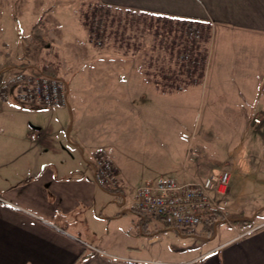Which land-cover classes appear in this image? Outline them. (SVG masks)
I'll return each mask as SVG.
<instances>
[{
    "label": "crops",
    "instance_id": "crops-1",
    "mask_svg": "<svg viewBox=\"0 0 264 264\" xmlns=\"http://www.w3.org/2000/svg\"><path fill=\"white\" fill-rule=\"evenodd\" d=\"M97 1L117 10L211 25L203 93L219 96L216 93L232 84L243 100L242 109L260 108L261 104L264 108L261 64L251 70V63L224 53L233 34L262 40L264 0ZM7 2L0 0V8ZM47 2L37 4L39 9L35 6L34 11L25 6L17 16L12 9L9 13L0 9V73H12L15 56L33 45L32 28L40 19L46 22L48 40ZM6 15L12 20L10 29ZM51 15L62 18L54 11ZM251 77L256 83L253 96L242 85ZM92 79L85 80V97L91 99L98 93L104 108L120 114L134 115L146 92L170 95L135 74ZM94 83H100L97 92ZM75 102L76 93L71 90L69 105L60 107L24 105L14 93L8 99L0 94V264H264V221L260 218L248 227L225 222L229 229L218 240L211 238L205 249L164 244L163 238L176 233L174 229L157 236L140 234L138 219L128 218L137 188L129 184L131 172L137 171L129 165L133 159L114 138L109 139L113 120L110 123L106 117L101 122L91 102H81L73 109ZM100 148L106 149L119 168L120 193H111L95 181L93 162ZM139 176L147 177L144 172ZM230 193V186L225 195L214 193L220 209L229 204ZM84 252L90 255L79 261Z\"/></svg>",
    "mask_w": 264,
    "mask_h": 264
},
{
    "label": "rangeland",
    "instance_id": "rangeland-1",
    "mask_svg": "<svg viewBox=\"0 0 264 264\" xmlns=\"http://www.w3.org/2000/svg\"><path fill=\"white\" fill-rule=\"evenodd\" d=\"M41 1L8 0L7 4H1V11L11 12L12 9L14 16L22 12L25 6L34 11L35 6L39 9V4L44 5L46 1L50 8L45 14L50 28L48 46L37 51L34 45H28L27 49L21 50L15 56L13 62L16 67L11 70L14 72L23 64L37 68L55 65L59 75L69 82L71 93H76L73 109L81 102H91V106L96 110L94 113L101 122L106 117L110 123L113 120L114 125L108 129L107 135L109 139L114 138L133 159L129 165L137 168V171L131 172L129 184L132 187L138 188L159 176H171L186 183L225 170L230 172L232 177L229 183V204L226 203L223 207L225 221L219 223L214 236L204 231L203 225H200L194 229L193 235L171 232L163 238L164 244L174 248L191 249L199 246L205 249L209 241L218 240L223 232L229 229L224 225L225 222H230L231 218L245 215L256 216V219L264 221L262 104L260 108L257 106L254 109L252 105V109H242L243 100L234 92L232 84H227L224 91L216 93L219 96L204 94V77L199 80L200 84L188 86L187 89H175L170 95L146 92L145 97L139 99L141 105L138 111L134 110V115L120 114L119 110L116 112L114 108H104L98 93L91 99H87L83 94L86 91L85 86L88 85L85 80L89 78L99 80L105 75L135 74L144 81L151 80L152 82L148 83L155 86V80L162 81L165 76L178 75L176 58L181 43L185 40L188 24L183 26V21L173 20V31L169 33L168 21L171 19L154 15L156 21L154 27H151V17L148 18L149 21L136 19L133 15L136 12L111 8V14L105 17L107 20L103 43L98 45L91 35L94 10L101 6L97 0ZM8 6L11 8L8 9ZM53 11L62 18H53ZM86 15H89L88 24L84 22ZM6 17L10 29L12 20L10 16ZM198 25L203 30L201 46L209 57L207 44L212 37L213 27L203 23ZM157 30L159 33H156ZM2 38L3 33L0 31V39ZM221 41L223 43V40ZM174 42L176 47L172 54ZM229 43L230 46L224 52L229 58L251 63V70L254 65L261 64L263 75L264 36L262 40H257L237 33L231 36ZM217 58L220 57L216 56ZM207 64L208 62L205 63V69ZM242 69L246 70L245 65ZM172 70H176V73ZM178 76L182 79L188 78L183 74ZM254 80L251 77L248 83L242 84L250 90L251 96L256 84ZM92 85L96 86L94 90L97 92L100 83ZM262 86L264 95V84ZM251 102H255L253 98ZM105 110L109 113H105ZM243 110L248 112L242 114ZM107 114L113 116H106ZM114 164L119 172L117 164ZM142 172L147 177L139 179ZM120 178L119 174V190ZM129 215L128 218H131V215L138 218L134 212ZM155 224L158 227H166L164 220L153 218L150 229H153Z\"/></svg>",
    "mask_w": 264,
    "mask_h": 264
},
{
    "label": "built area",
    "instance_id": "built-area-1",
    "mask_svg": "<svg viewBox=\"0 0 264 264\" xmlns=\"http://www.w3.org/2000/svg\"><path fill=\"white\" fill-rule=\"evenodd\" d=\"M98 3L101 6L94 10L91 35L94 42L102 45L107 20L105 17L111 14L113 7ZM197 23L188 21L185 40L183 39L176 58L178 64H185L186 71L183 75L188 78L192 77L194 68L205 67L209 59L201 46L203 30ZM194 80L197 81V77ZM12 93L18 102L29 106L60 107L70 103V86L67 80L30 69L19 68L3 75L0 94L8 99ZM93 164L95 181L100 187H119L118 169L106 149L100 148L96 151ZM230 179L231 174L227 170L186 183L171 176H159L136 189L134 207L151 216L162 217L174 230L192 232L202 225L207 210H222L215 201L214 193L225 195Z\"/></svg>",
    "mask_w": 264,
    "mask_h": 264
},
{
    "label": "trees",
    "instance_id": "trees-1",
    "mask_svg": "<svg viewBox=\"0 0 264 264\" xmlns=\"http://www.w3.org/2000/svg\"><path fill=\"white\" fill-rule=\"evenodd\" d=\"M131 12V11H128ZM133 13V12H132ZM133 15L136 16V19H143V20H148L149 21V17H151L150 23H151V27H154V21H156L154 14H148L145 12H136ZM88 17L89 15L85 16V24H88ZM133 20L135 19V17L132 18ZM159 20L161 18H158ZM188 21H183L182 24L183 26L185 24H187ZM168 26H169V33L173 31V20L171 19L170 21H168ZM158 29V27H157ZM156 33H159V30L156 31ZM30 42L35 45L36 49L41 50L43 48H45L48 44V40H47V30H46V22L44 19H40L32 28V36L30 38ZM1 46V43H0ZM176 47V42L173 43L172 45V54L174 53V48ZM2 54H4V56H7V53L2 52ZM178 75L183 74L186 70H185V64H178ZM19 68L21 69H30L33 70L34 72H38L47 76H52V77H61L59 75L58 72V68L55 65H51V66H45L42 68H37L36 66H31L29 64H23L20 65ZM172 72L175 74L176 70H172ZM180 73V74H179ZM192 77L191 78H184L182 79L181 77H179L177 74H175V76H171V77H166L165 79L162 81H157L155 80L154 82L162 88L163 91L168 92V93H173L175 89H187L188 86H193V85H198L200 84L199 80L201 78L204 77L205 74V67L202 66L201 69L196 67L193 69V72L191 73ZM3 72L0 73V82L3 78ZM197 77V81H195L194 79ZM107 191L111 192V193H120L119 189H112V188H105ZM132 212H134L137 215V226L140 228V234L145 235V236H157L161 233H164L166 231H168L169 229H172V227L162 218V217H156V216H151L150 214L143 212L135 207H133ZM153 218H158V219H162L165 221V228L162 227H155L153 229H150V226L153 222ZM256 220V216H245V215H241L235 218H231L230 222L236 225H239L240 227H248L251 226L254 221ZM225 221V213L222 210L219 209H209L205 212L204 214V218L202 221V225H203V230L206 232H209L212 234V237L215 234L216 228L218 227L220 222H224ZM178 233L182 234V235H193L194 231L192 232H183V231H179L176 230ZM90 254H86L85 252L80 256L79 261L87 258Z\"/></svg>",
    "mask_w": 264,
    "mask_h": 264
}]
</instances>
